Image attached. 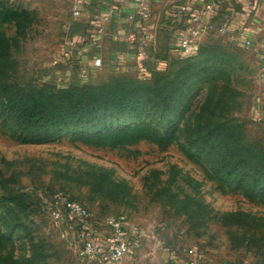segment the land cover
Returning a JSON list of instances; mask_svg holds the SVG:
<instances>
[{"label": "rangeland", "instance_id": "1", "mask_svg": "<svg viewBox=\"0 0 264 264\" xmlns=\"http://www.w3.org/2000/svg\"><path fill=\"white\" fill-rule=\"evenodd\" d=\"M78 7L77 0H0V53L9 66L0 88L29 96L119 78L142 90L128 111L73 119L59 135L32 131L0 101V254L11 251L18 264H87L79 254L85 240L101 236L105 218L125 214L133 243L126 264L186 259L189 248L205 264H264V177L216 164L209 135L226 123L245 147L264 152L259 53L221 29L164 68H100L83 82L61 56ZM136 123L172 139L123 147L75 139ZM68 200L84 203L93 219L66 212ZM56 208L62 219L53 218Z\"/></svg>", "mask_w": 264, "mask_h": 264}, {"label": "crops", "instance_id": "2", "mask_svg": "<svg viewBox=\"0 0 264 264\" xmlns=\"http://www.w3.org/2000/svg\"><path fill=\"white\" fill-rule=\"evenodd\" d=\"M78 14L68 26L64 48V68H75L85 81L96 69L164 68L187 52L181 41L188 30L198 25V14L204 31L197 38L218 33L221 29L252 40L253 51L259 53L264 71V0H77ZM188 3V11L180 6ZM213 5L207 10L206 5ZM147 14L148 16H145ZM72 25V26H71ZM62 48V50L64 49ZM59 55V56H60ZM60 56V58H61ZM102 59L95 66L94 59ZM69 71V70H68ZM85 73V79L80 77ZM98 224V222H97ZM92 225V224H91ZM99 225H105L100 222ZM87 228V227H86ZM89 231H95L90 227ZM98 246L95 258L87 264H112L110 261L111 230L101 236L92 233ZM128 258V256L126 257ZM124 264H126V259ZM184 259L177 257L173 261ZM92 261V262H91Z\"/></svg>", "mask_w": 264, "mask_h": 264}, {"label": "trees", "instance_id": "3", "mask_svg": "<svg viewBox=\"0 0 264 264\" xmlns=\"http://www.w3.org/2000/svg\"><path fill=\"white\" fill-rule=\"evenodd\" d=\"M3 56L4 53H0L1 80L5 77L3 72L8 71L9 67L2 64ZM141 90V86L119 78L106 85L88 84L57 91L41 89L29 96L11 92L7 86H3L0 88V105L7 115L28 124L32 131L44 128L47 133L59 135L70 128L73 119H93L102 111H128ZM225 124L214 126L209 132L210 141L213 143L210 148L217 153L214 154L213 161L219 164L221 159L225 168L243 166L246 170L253 171L257 177H264V152L260 154L259 151L245 147L230 130L231 127ZM171 137L164 136L146 124L136 123L104 132L77 134L75 139L94 146L123 147L141 141L162 146L168 144ZM109 139L115 140L110 142ZM254 181L258 184L259 179L255 178ZM1 238L5 236L1 235ZM0 264L18 262L9 251L0 254Z\"/></svg>", "mask_w": 264, "mask_h": 264}, {"label": "built area", "instance_id": "4", "mask_svg": "<svg viewBox=\"0 0 264 264\" xmlns=\"http://www.w3.org/2000/svg\"><path fill=\"white\" fill-rule=\"evenodd\" d=\"M197 1V0H194ZM189 4L184 3L180 6V10L182 12L188 11ZM207 10H212L213 5L208 4L205 7ZM79 11H76L75 14H78ZM145 16H148L145 14ZM193 20L198 23L197 26L188 30L187 36L181 41V46L185 48V52H190L194 47L195 43L193 42V38L199 37L204 31V26L201 24L200 17L198 14L193 16ZM245 44L247 46H253L252 40L248 37L245 39ZM95 66L102 65V59L100 57L94 59ZM85 73H81L80 77L85 79ZM65 210L66 212L77 216L85 218L89 221L93 219V216L84 203L78 200H68L65 202ZM53 218L59 220L64 216V209L56 208L52 211ZM105 225H107L111 230V241H110V261L112 264H124L125 258L128 256L131 248H133L132 240L128 236V225L129 220L125 214H119L117 216H112L105 218L103 221ZM98 252V246L94 242L91 237L87 238L84 242L83 248L80 250V256L84 259H93L95 258ZM188 258L179 259L176 261L173 260H165L162 264H205L200 260L197 256L196 250L193 248H189L188 250Z\"/></svg>", "mask_w": 264, "mask_h": 264}]
</instances>
